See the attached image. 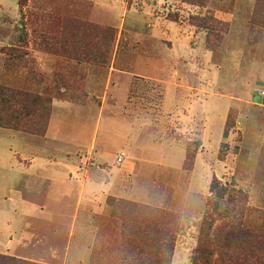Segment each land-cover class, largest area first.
I'll return each mask as SVG.
<instances>
[{"label":"rangeland","instance_id":"rangeland-1","mask_svg":"<svg viewBox=\"0 0 264 264\" xmlns=\"http://www.w3.org/2000/svg\"><path fill=\"white\" fill-rule=\"evenodd\" d=\"M95 1L93 14L111 24L64 18L87 8L75 0H0V123L11 126L0 128V243L21 223L53 226L49 212L46 221L19 218L10 190L32 189L27 199L43 202L32 188L35 169L16 167L15 153L53 155L42 142L54 100L70 99L100 127L99 146L112 140L104 176H124L120 193L145 200L108 199L143 212L106 219L99 264H156L159 257L165 264H264V0ZM58 29L89 37L53 40ZM53 48L98 69L88 80L55 85ZM115 51L119 66L111 69ZM8 90L49 105L6 108ZM82 93L88 99L79 100ZM120 121L134 129L131 152L143 148L156 162L165 147L169 164L131 170L129 147L114 142ZM187 148L198 152L192 170L184 167ZM54 154L60 159L63 151ZM216 178L224 195L208 209ZM163 233L173 237L170 248Z\"/></svg>","mask_w":264,"mask_h":264},{"label":"crops","instance_id":"crops-1","mask_svg":"<svg viewBox=\"0 0 264 264\" xmlns=\"http://www.w3.org/2000/svg\"><path fill=\"white\" fill-rule=\"evenodd\" d=\"M75 1L83 2L87 8L71 10L64 18L72 17L81 22L100 25L109 23L107 19L100 20L96 14H93L91 8L96 6L95 0ZM126 4H128L127 1ZM62 13H59L57 18L54 16V26L61 23L59 19L63 17ZM80 33L81 35L73 34L67 30L58 29L57 32L53 31V40L89 37L83 35V32ZM70 51L66 48L58 50L53 48L50 61L51 64L53 63L55 85H58L57 82L60 80L71 78L82 81L84 76L88 80L90 71L98 69L94 64L97 62L84 60ZM113 54L116 57L111 62V69H114L117 64L119 66L118 53L115 51ZM77 71L81 72L78 78L73 73ZM81 97L79 100L84 101L87 95L82 93ZM74 102L76 101L70 99L54 100L53 118L42 142L53 147L51 149L53 155L40 152L44 154V158H41V155L39 158L38 155H34L30 159H24L21 153H15L16 167L20 166L25 170L35 169L36 175L33 179L36 184L32 188L36 193L40 192L38 194L43 198V202L37 203L26 197L33 193L32 189H26L27 193L22 189L12 188L10 194L14 201L12 197L11 199L16 203L19 218L46 221L48 219H44L43 215L49 212L53 226L33 225L35 227L33 228L31 225L21 223L17 235H8L7 239L1 241L0 254L36 264H99L98 262L102 261L99 249L103 247L106 239L105 221L113 213V206L108 199L114 197L129 201H145L135 196L125 197L120 193V185L123 184L120 177L123 179L124 176H104L102 173L103 157L109 155L107 148L112 140L109 139L104 146H99L100 127L96 128L92 123L90 119L92 116L89 117L86 108H81ZM116 125L122 126L114 142L129 147L127 159L132 161L131 170H135L134 168L140 164L150 166L169 164V155L162 152L164 146L159 151L160 158L156 162L146 158L147 152L143 148L137 153L131 152V146H134L131 143V136L135 135L134 129L124 128L126 124L123 121ZM55 151H63L62 158L59 159L54 154ZM91 164L96 165V168L91 167ZM24 182L27 184L26 181L19 179L20 185ZM65 211L70 215H65Z\"/></svg>","mask_w":264,"mask_h":264},{"label":"trees","instance_id":"trees-1","mask_svg":"<svg viewBox=\"0 0 264 264\" xmlns=\"http://www.w3.org/2000/svg\"><path fill=\"white\" fill-rule=\"evenodd\" d=\"M26 2H27V0H20L21 5H25ZM4 95H3V98H4ZM6 101H7V103L5 104L6 108L9 104H11V106L17 105V104L41 105V106H43V108L45 107V105L46 106L49 105V102L44 101V99H42L40 95H35L34 93L15 91V90H8V92L6 94ZM9 111H10V109H9ZM8 123L9 122H7V121L6 122L1 121L0 128L10 129L11 126ZM23 131H25V130H23ZM225 136L226 137L228 136L227 132L225 133ZM197 154H198L197 151L190 152L189 148H187L186 159L184 162V167L186 168V170H192L193 169ZM219 183H220V181L216 178V179H214V181L212 182V184L210 186L211 198L207 204L208 209H210L211 206L213 205L212 204L213 200H217V198L220 199L224 195L223 191L218 186ZM111 205L113 206V216L121 218V219H124V217L127 216L128 214L138 215L140 212H143V210L140 209V207H138L136 204H133L131 202L111 201ZM208 220H210V219H208ZM161 233L162 232H160V234ZM253 237H255V236H253ZM172 239H173V237L169 236V238L167 240L165 238V234H164L163 241H164L165 245L167 242L169 243V245H168L169 248L172 244ZM171 261H172L171 259L168 260V264H171ZM155 263L156 264H165L166 263L165 258L163 257V259L161 260L159 257V260H157ZM0 264H35V263L0 254Z\"/></svg>","mask_w":264,"mask_h":264},{"label":"built area","instance_id":"built-area-1","mask_svg":"<svg viewBox=\"0 0 264 264\" xmlns=\"http://www.w3.org/2000/svg\"><path fill=\"white\" fill-rule=\"evenodd\" d=\"M117 161H118L119 163L124 162L123 157H119Z\"/></svg>","mask_w":264,"mask_h":264}]
</instances>
